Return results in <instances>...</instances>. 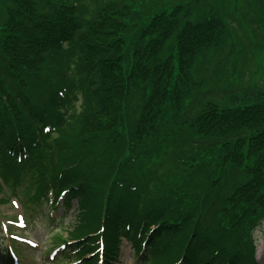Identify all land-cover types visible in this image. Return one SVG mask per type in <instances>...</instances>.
<instances>
[{
  "label": "trees",
  "instance_id": "obj_1",
  "mask_svg": "<svg viewBox=\"0 0 264 264\" xmlns=\"http://www.w3.org/2000/svg\"><path fill=\"white\" fill-rule=\"evenodd\" d=\"M230 36L243 64L237 75H246L242 84L230 72ZM252 43L264 45V0H0V109L25 118L33 131L39 123L31 115L50 108L51 95L64 89L60 104L67 117L58 141L44 142V166L78 163L60 184L77 185L76 197H98L94 217L105 198L106 218L120 208L139 216L146 209V221L178 253L172 261L217 264L228 261L225 254L231 264H253L248 233L264 215V72L252 81L259 73ZM69 49L62 75L49 56L58 59L59 50ZM181 63L184 82L173 78L164 85L165 75L181 72ZM179 84L188 87L191 103L169 127L180 115L162 112ZM119 118L128 126L115 143L110 133ZM144 129L155 139L148 151L138 148ZM128 140L130 157L141 165L125 169L119 161L129 154ZM217 144L223 156L206 175L196 165L207 164L212 151L205 152ZM197 147L206 161L191 155ZM125 170L132 171L136 190L120 187ZM89 226H79L72 239L96 231Z\"/></svg>",
  "mask_w": 264,
  "mask_h": 264
},
{
  "label": "rangeland",
  "instance_id": "obj_2",
  "mask_svg": "<svg viewBox=\"0 0 264 264\" xmlns=\"http://www.w3.org/2000/svg\"><path fill=\"white\" fill-rule=\"evenodd\" d=\"M147 1H150V0H147ZM96 14V13H95ZM226 36V35H225ZM225 36L223 38V42L221 44H219L218 42L217 45L220 46L224 43V39H225ZM231 39H233L232 36H230ZM121 40L122 43H125L127 42L128 40L127 39H124V41L122 39H119ZM169 41L172 40V39H168ZM171 45V47H174V45L169 42ZM239 49V48H238ZM248 49H246L245 51H247ZM244 51V52H245ZM175 53V52H174ZM259 57H261V59L255 61V66L256 68L258 67V70H259V73L256 74L255 76H252V81H255V80H259L262 75H263V72H264V57L263 55L260 56V54H258ZM237 61V60H236ZM239 62L240 64V68L237 72H233L235 75L241 73L242 69H243V64L241 61H237ZM181 67H182V70L181 72L179 73H172L170 74L169 76H166L162 79V82L164 85H168V83L173 79V78H176L178 79L179 81L181 82H184V72H185V68L186 66H184L182 63L180 64ZM176 66V64H175ZM61 72L63 71L62 69H60ZM231 72V70H230ZM235 79L240 82L241 84L246 81V77L244 76H241V77H235ZM220 88V87H219ZM188 89V87H181V85L179 84L177 90L175 92H173V100L170 101L169 99H167L166 101V106L168 107H165L162 114L165 115V116H168V117H172L174 114L176 115H179V113H181L180 116L178 117H174L172 118L171 120L172 123L170 124L169 127H172L175 123L178 122V120H176V118H180V117H183V111L185 110L184 106L187 102V95H185V91ZM239 103V102H238ZM120 120V123L121 124H117L115 126H113L111 129L114 130V131H111L110 135L112 134H115L117 136H114V137H111L113 139V141H115V143H118L123 137H125V132L124 130L125 127H127V123H125V120L126 119H121L119 118ZM184 124L186 125L187 123L184 122ZM127 125V126H126ZM152 126V125H151ZM149 126V127H151ZM157 127L159 128V124L157 125ZM119 128H122L123 132L121 133ZM148 129H144V135H142V137L139 139L138 141V148L141 150V151H148L149 147H150V144L155 142V139H153L152 137H150V132H147ZM219 137V135H218ZM107 142L106 146L109 147V143L110 141L107 139L105 140ZM221 142L220 139H217V142ZM93 142V139L92 140H88V144H91ZM128 143V146H129V150L131 151V144H130V141L128 140L127 141ZM98 146V145H97ZM97 146H95L94 144L91 145V150H92V155L94 156V158L96 159V154H93V152L97 149ZM211 148L207 149V152L209 151H218V155L217 157L214 159V156L207 160H201V156L204 154L203 152L200 151V148L197 147V148H194L191 155H196V159L201 162V161H206L207 164H203V165H196L197 168L199 170H204L205 168L207 170H204L203 172L207 175L210 171V168H211V165L213 166H217L218 164V161L219 159H221V157L223 156V150L220 149V145L217 144L214 146V148H212L213 146H210ZM229 146L225 147V150H229ZM207 152H205V154H207ZM115 155V151H109L108 152V156L112 157ZM142 155V152L138 154L139 156V159H140V156ZM136 164L137 162L139 163V165H141V161H139L138 159L136 160ZM134 161V162H135ZM219 165V164H218ZM135 166V165H134ZM169 181V180H168ZM180 193H184V192H180ZM185 197L190 200L189 196H186V194L184 193ZM90 202V201H89ZM98 202V201H97ZM96 202V203H97ZM95 204L93 203H89V205H85L82 212L85 214V217H84V221L86 222L87 220V217L88 219L92 220L93 219V213L90 211V207H95ZM0 211L3 214H6L7 215V218H12V217H16V214L18 213H21V211L18 209V208H14L12 206H9V205H6L2 208H0ZM35 218H36V215H35ZM35 218H33L32 220H29V234L25 235V237L27 238H32L34 239L40 246L43 245L45 248H48L50 246V243H47L46 240H45V234L48 232V229L50 228L49 226H47L46 224H44L43 222H38V219L36 220ZM35 219L34 223L32 224L33 220ZM67 223V220H63V224H66ZM58 233V230L54 229L52 234H57ZM52 234H49L50 236ZM62 236V238L65 237V234L62 233L60 234ZM254 239H255V242H254V246H255V258L257 260V263L258 264H264V221L261 223L260 227L258 228V230H256L254 232ZM45 242V243H44ZM125 249V247H123ZM36 263V262H35ZM123 264H131L130 260L128 258H123Z\"/></svg>",
  "mask_w": 264,
  "mask_h": 264
}]
</instances>
